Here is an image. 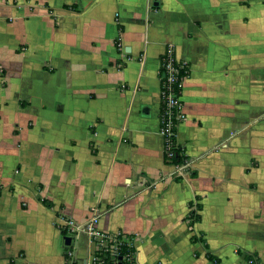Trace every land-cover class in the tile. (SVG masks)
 <instances>
[{
    "label": "crops",
    "instance_id": "obj_1",
    "mask_svg": "<svg viewBox=\"0 0 264 264\" xmlns=\"http://www.w3.org/2000/svg\"><path fill=\"white\" fill-rule=\"evenodd\" d=\"M93 215L134 237V264H264V0H0V264H88L87 234L57 225Z\"/></svg>",
    "mask_w": 264,
    "mask_h": 264
},
{
    "label": "built area",
    "instance_id": "obj_2",
    "mask_svg": "<svg viewBox=\"0 0 264 264\" xmlns=\"http://www.w3.org/2000/svg\"><path fill=\"white\" fill-rule=\"evenodd\" d=\"M160 69L163 73L160 86V103L163 114L159 118L160 134L163 138V155L166 160L172 157L173 142L177 140V128L186 121L181 101L183 80L186 76L185 64L178 62L172 48H167L160 58ZM173 174L178 177L189 168L186 160L174 165ZM98 217L93 215L83 226L76 225L72 220L62 218L57 225L61 233L76 235L85 232L92 246L88 264H134V237L122 232L107 233L97 229ZM71 256V253H69Z\"/></svg>",
    "mask_w": 264,
    "mask_h": 264
},
{
    "label": "trees",
    "instance_id": "obj_3",
    "mask_svg": "<svg viewBox=\"0 0 264 264\" xmlns=\"http://www.w3.org/2000/svg\"><path fill=\"white\" fill-rule=\"evenodd\" d=\"M161 69H160V77L163 79V73H161ZM160 117H161V114H163V105H161L160 103ZM174 144V148L172 149V157L171 159L169 160V162L171 164H174V165H180L182 164L185 160H186V156L184 155V151L183 149L180 147V145L176 144L175 142H173ZM163 158H164V162L165 164H169V162L166 160L165 156L163 155ZM200 207L197 206V210H199ZM198 219V216H196V211L194 212H191L189 214V224H193L196 220ZM63 235L65 234V232L62 233Z\"/></svg>",
    "mask_w": 264,
    "mask_h": 264
},
{
    "label": "water",
    "instance_id": "obj_4",
    "mask_svg": "<svg viewBox=\"0 0 264 264\" xmlns=\"http://www.w3.org/2000/svg\"><path fill=\"white\" fill-rule=\"evenodd\" d=\"M69 243H70V239L67 238V239L65 240V244L68 245Z\"/></svg>",
    "mask_w": 264,
    "mask_h": 264
}]
</instances>
